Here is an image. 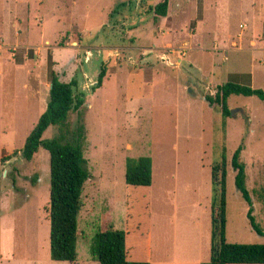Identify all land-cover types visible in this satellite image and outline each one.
<instances>
[{
    "label": "rangeland",
    "instance_id": "374dc122",
    "mask_svg": "<svg viewBox=\"0 0 264 264\" xmlns=\"http://www.w3.org/2000/svg\"><path fill=\"white\" fill-rule=\"evenodd\" d=\"M154 4L0 0V157L10 156L0 178L8 191L0 211L1 226L12 230L10 235L0 232V249L11 245L10 264L37 259V264H70L49 255L48 151L39 146L29 161L19 153L46 108L50 58L59 78H74V92L84 93L81 116L70 112L67 121L69 141L70 132L83 126L89 172L77 221L80 264H95L89 244L96 232L109 227L125 232L129 260L208 261L211 168L221 161L222 147L227 161L225 239L264 243L250 225L249 206L235 186L230 164L243 142L240 160L251 215L264 232V177L258 176L264 174V101L232 94L227 104L233 114L223 118L205 100L226 81L264 86V65L235 49L249 46L251 39L264 41V0H173L171 14L156 22ZM102 65L104 77L94 88ZM57 134L51 125L41 139ZM138 156L152 159L149 186L125 183L126 159ZM133 237L139 240L136 248Z\"/></svg>",
    "mask_w": 264,
    "mask_h": 264
},
{
    "label": "trees",
    "instance_id": "16d2710c",
    "mask_svg": "<svg viewBox=\"0 0 264 264\" xmlns=\"http://www.w3.org/2000/svg\"><path fill=\"white\" fill-rule=\"evenodd\" d=\"M173 0H155L152 11L156 22L171 14ZM48 62V61H47ZM105 74V66H101L95 86L101 85ZM49 90L45 110L36 124L26 136L21 158L29 161L39 146L49 154V255L54 261L73 262L77 258L76 242L78 237L77 221L83 206L81 194L85 181L89 178L84 157L83 126L79 125L70 132L71 141L67 140L69 129L67 121L70 112H78L84 103V93L74 92L77 81L73 78L62 81L52 69V60L48 62ZM256 96L264 100V91L233 81L217 84L212 88L205 100L209 106L217 107L223 118L230 116L227 99L230 95ZM51 125L58 128L57 136L42 140L44 131ZM244 139L242 138L241 141ZM243 142L233 151L230 164L235 171V186L248 204L247 217L252 228L262 236L251 215L252 200L245 184V164L240 160ZM17 153V152H16ZM15 153V154H16ZM9 155L0 157V178L3 166ZM152 159L149 156L128 157L125 162V183L131 186H149L152 179ZM227 161L225 148L222 147L221 161L211 168V233L210 257L199 264H264V243H229L225 239ZM89 253L98 264H150L148 261L129 260L125 249V232L111 227L96 232L89 244Z\"/></svg>",
    "mask_w": 264,
    "mask_h": 264
},
{
    "label": "crops",
    "instance_id": "0c3cea01",
    "mask_svg": "<svg viewBox=\"0 0 264 264\" xmlns=\"http://www.w3.org/2000/svg\"><path fill=\"white\" fill-rule=\"evenodd\" d=\"M161 19H159L158 21H161ZM233 44H234V42H233ZM235 49H237V51L244 50V51L249 52L250 53L251 62L255 60L259 65H264V41H258V40L251 39L249 46H247V47H243V46L240 47L239 46V47H236ZM252 53H254V54L256 53L254 55V57H252ZM250 75L252 76L251 73H250ZM47 87H48V90H49V83H48V86ZM258 89H261L262 91H264V86L263 85H260V87H258ZM262 101H264V100H262ZM261 117H264V115L261 116ZM256 118H259V117L256 116ZM258 176H260L261 178H263L264 177V174H260ZM4 187L5 186L1 183L0 184V201L3 200V199L5 200V198L8 196V191ZM26 190L28 191L27 192V195L25 196V198L27 199V198H29L28 197L29 196V190L31 192V190H33V189L31 188L29 190L28 189H26ZM2 216L4 217V215L0 211V232H2L3 234L6 233V235H10L11 232H12V230L11 229H10V231L9 230H6L5 228H3L1 226V222L3 221ZM138 243H139L138 238H136V237L131 238V245L132 246H134L136 248L137 245H138ZM0 252H2V254H0V260H1L0 261V264H10L9 261L14 259V253L11 250V245L10 244L9 245H6L5 244L4 246H2V248L0 249ZM3 257L4 258H7V259L4 260ZM2 261H6V262L5 263H2ZM38 262H39L38 259L35 262H31V261L25 260V261H23L22 264H37ZM86 262H88V261H86ZM69 263L70 264H80L79 261H78V257L76 258L75 261L69 262ZM91 263H95L96 264V261L92 260Z\"/></svg>",
    "mask_w": 264,
    "mask_h": 264
},
{
    "label": "built area",
    "instance_id": "2783aa9c",
    "mask_svg": "<svg viewBox=\"0 0 264 264\" xmlns=\"http://www.w3.org/2000/svg\"><path fill=\"white\" fill-rule=\"evenodd\" d=\"M161 57V60H166V57L164 55L160 56Z\"/></svg>",
    "mask_w": 264,
    "mask_h": 264
},
{
    "label": "water",
    "instance_id": "95a60500",
    "mask_svg": "<svg viewBox=\"0 0 264 264\" xmlns=\"http://www.w3.org/2000/svg\"><path fill=\"white\" fill-rule=\"evenodd\" d=\"M230 114H233V110H232V109L230 110ZM3 172H4V171H3Z\"/></svg>",
    "mask_w": 264,
    "mask_h": 264
}]
</instances>
